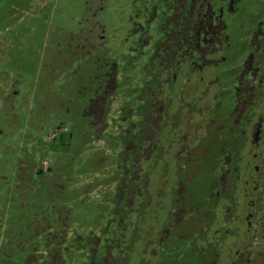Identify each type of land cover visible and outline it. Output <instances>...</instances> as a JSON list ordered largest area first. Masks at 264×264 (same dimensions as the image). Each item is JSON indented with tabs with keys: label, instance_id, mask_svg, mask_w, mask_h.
<instances>
[{
	"label": "rangeland",
	"instance_id": "obj_1",
	"mask_svg": "<svg viewBox=\"0 0 264 264\" xmlns=\"http://www.w3.org/2000/svg\"><path fill=\"white\" fill-rule=\"evenodd\" d=\"M244 1L252 14L261 0ZM143 3L0 0V264H191L188 235L164 225L162 162L130 184ZM108 61L119 87L105 128L85 133L90 81Z\"/></svg>",
	"mask_w": 264,
	"mask_h": 264
},
{
	"label": "flooded vegetation",
	"instance_id": "obj_2",
	"mask_svg": "<svg viewBox=\"0 0 264 264\" xmlns=\"http://www.w3.org/2000/svg\"><path fill=\"white\" fill-rule=\"evenodd\" d=\"M145 2L136 9L147 79L127 146L130 184L162 162L164 225L188 235L191 264H264V0L252 14L244 0ZM118 82L114 61L90 81L85 133L105 128Z\"/></svg>",
	"mask_w": 264,
	"mask_h": 264
}]
</instances>
